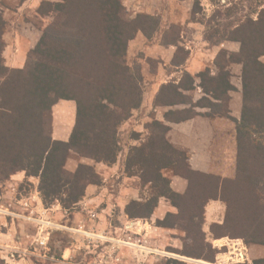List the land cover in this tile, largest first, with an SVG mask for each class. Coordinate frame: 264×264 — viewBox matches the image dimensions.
<instances>
[{"label":"trees","instance_id":"trees-1","mask_svg":"<svg viewBox=\"0 0 264 264\" xmlns=\"http://www.w3.org/2000/svg\"><path fill=\"white\" fill-rule=\"evenodd\" d=\"M49 5L50 25L80 33L79 52L75 54L66 43H51L42 31L24 65L16 68L7 67L2 57L4 20L0 11V177L8 178L16 169L38 176L43 199H58L66 207L82 199L88 185L100 181L94 167L87 164H78L73 172L66 170L69 151L107 165L116 160L118 127L143 100L140 71L125 59L127 44L138 30L151 38L159 29L160 18L130 14L120 0H54ZM201 9V0H193L191 21L203 22L196 20ZM205 25L213 28L205 29L206 41L212 45L221 40L237 41L238 50L219 49L213 59L216 72L211 73L210 67L198 72L204 94L196 101L191 96L193 77L184 71L178 80L160 85L153 105L172 107L163 113L167 121L192 117L195 106L210 108L217 104L220 115L227 116L229 92L234 86L226 67L241 63L242 108L235 132L236 140L245 144L246 172L236 171L233 178H224L191 169L187 151L168 141V126L152 118L145 124L144 138L129 148L124 172L149 184L153 194L145 200H129L124 212L128 218H147L159 198L168 199L177 212L166 213L159 223L168 216L184 218L183 230L191 231L192 243L199 236L187 224H193L197 217L198 232L205 238V205L209 199L218 198L225 203L224 218L210 224L211 236L264 245V191L251 183L264 177V6L256 18L247 15L234 28H219L218 22ZM179 33V26L170 25L162 40L177 45ZM179 52L182 49L177 46L173 57L176 64L183 63L186 56ZM59 99L75 101V121L66 141L51 138L52 105ZM175 105L181 107L173 108ZM168 169L187 180L182 193L172 189L171 175L165 174ZM182 198L186 204L177 201ZM209 247L211 261L218 250ZM166 264L185 263L171 259ZM250 264H264V257L253 258Z\"/></svg>","mask_w":264,"mask_h":264},{"label":"rangeland","instance_id":"rangeland-1","mask_svg":"<svg viewBox=\"0 0 264 264\" xmlns=\"http://www.w3.org/2000/svg\"><path fill=\"white\" fill-rule=\"evenodd\" d=\"M22 1L0 0V11L4 20L1 36L4 42L2 57L7 67L24 65L42 31L46 32L51 43H66L75 54L79 52L82 40L80 33L58 30L50 25L52 16L49 14V3L54 0H29L22 9L17 10L16 4ZM123 1L130 14L146 12L143 6L133 4L134 0ZM192 4L193 0H152L149 4L150 10L147 11L154 14H164L167 11L172 14L189 12V18L182 24L177 21L178 16L172 17L176 21L167 22L168 27L173 24L180 27L178 38L182 52L179 53L184 55L192 49L199 56L204 54L209 59L212 54L211 46L236 51L239 43L221 40L212 45L204 39V32L205 29L211 31L213 28L206 27L205 23L218 22L219 28H234L247 15L256 18L264 6V0H201L202 9L196 14V20L203 19V22H191ZM140 44L136 40H129L125 59L129 65L140 71L144 99L140 107L133 110L131 116L118 127L119 151L115 162L107 165L69 151L64 164L66 170L71 172L80 163L93 166L100 175L99 183L93 184L95 189L85 191L82 199L63 207L58 199H43L38 190V176H28L24 170L16 169L8 178L0 177V264H166L171 259L185 264H250L253 258L264 257V245L245 244L238 238L239 241L236 240L237 244L233 246L236 250L227 246L223 250L224 256L217 258L218 251L209 261L212 257L209 244L212 248L216 247L210 243L211 234L209 226H205V218L202 222L205 238L198 232L197 217L192 220L193 224H187V228L191 229L192 225L197 230L195 236H199L191 243V231L183 230L184 218L168 216L162 224L159 223L166 213L177 212L170 200L163 197L159 198L157 206L147 218H128L125 214V203L121 200H145L153 194L149 184L142 182L137 176L128 177L124 172V161L129 148L144 138L146 122L157 115L151 107V93L162 82L176 81L182 76V72L168 64L164 66L161 75L157 74L161 60L146 56V51H149L146 48L148 43ZM22 55L24 61L19 60L17 63L15 60L21 59ZM261 59L264 61V55ZM207 62L204 61V64H209ZM209 65L215 73L217 69L212 63ZM226 70L229 71V79L234 86L227 105L228 118L223 117L226 120L220 127L212 124L216 133L205 159L209 162L207 169L210 173L233 178L236 171L246 172L245 144L237 141L236 137L233 141V132L228 133L232 130L234 120L238 121L234 117L239 118L242 108L241 63H229ZM171 73V77L166 78ZM73 101H60L54 107L55 122L60 123L66 131L71 129L75 117ZM61 109L64 110L61 112ZM220 110V104H217L205 113L211 117L221 116ZM113 164L115 166L111 167ZM18 174L21 177H14ZM165 174L176 175L169 169ZM251 183L264 191V177L252 179ZM177 201L181 204L187 203L183 198ZM209 210L211 209L205 208V211ZM221 216L222 213L220 218ZM141 220L148 222L146 230L140 226Z\"/></svg>","mask_w":264,"mask_h":264},{"label":"crops","instance_id":"crops-1","mask_svg":"<svg viewBox=\"0 0 264 264\" xmlns=\"http://www.w3.org/2000/svg\"><path fill=\"white\" fill-rule=\"evenodd\" d=\"M28 1L29 0H23L21 3H17L16 4L17 10L22 9L23 5H25ZM150 1H152V0H134L133 4H136L138 6H143L142 8H144V10L146 11L145 13H147V14H152V15H157V16L159 15V18H160L159 29L151 37L153 40H149L151 38H149V39L146 38L140 30H138L135 33L133 39H131V40H136V41L140 42L141 44L148 43L146 48H148L149 51H146V53H145L146 56L154 57V58L161 60V62L159 63L160 66L157 68V74L161 75V71L164 70V66L166 64H168L170 67L171 66L175 67L176 69H178V72L187 71L188 73H190V75L193 77V80H194V82H193L194 89L191 90V96H192V100L196 101L197 99H199L204 94L201 91V88L199 87V77L197 76V74L199 71H201L205 67H210V69H211L212 67L209 65L210 63H212V66H214L213 59H214L216 53L218 52L219 48L216 49L213 46L210 47L211 48L210 50H212V54L210 55L211 58H209V59H206L204 54H201V56H199V54H196V52L192 51V49L190 51L186 50L187 53H186V56L184 58L183 63H181V64L174 63L173 57H174L177 46H179L180 40L178 39L177 45H175L173 43H164L162 40V34L164 32V29L165 28L167 29V27H168V24H167L168 21L169 22L176 21V20H173L172 17L177 18V16H178L179 18L177 21L180 24H182V22L184 23V21L187 18H189V12L188 13H181V14H179V13L178 14H172L169 11H167L164 14H161L160 12L154 14L153 12L147 11V10H150L149 9ZM154 1L156 2L157 0H154ZM177 1H180V0H177ZM121 3L124 6L127 5V4H125V2L123 0H121ZM191 22H194V21H191ZM148 41H150V42H148ZM131 42L132 41H130V43ZM33 44H34V42H33ZM188 53H189V55H188ZM17 54H20V53H17ZM19 60L24 61L23 55H22L21 59L19 58L18 60H15V61H17V63H18ZM204 61H208L209 64L205 65ZM211 73H214V72L212 71ZM171 75H172V73L167 74L166 78L171 77ZM162 83H165V82H162ZM160 85H158L154 89V91L151 93V96H150L151 107L154 109V111L157 112L155 119L162 121L165 125L168 126V130L166 133V137H167L168 141L172 145H174L175 147H178L180 149L187 151V153H188L187 161H188L189 167L191 169L201 171V172H205V173H210V171L207 169L209 162L205 158H206V154L208 157L210 143L212 142V140L215 136V133H216V131H214V128L212 127V124L214 123L216 126L220 127V125L223 124V121L226 120L224 118H228V117L227 116H219V115L211 117L209 114L205 113L206 111H208L209 107L195 106V107H193V109L195 110L196 113L192 117H190L186 120H183V121H179V122L167 121L163 118V113H164V111H166L167 109L172 108V107L153 105V99H154ZM181 90L183 93H186V94L190 93L189 90H186V89H181ZM229 97H231L230 92H229ZM229 100H230V98H229ZM60 101H73V100H71V99H59L56 103H54L52 105L53 116H52V121H51V135H52L53 139L66 141V140H68L69 135L71 133L72 127L74 125L75 117H74L73 125L69 131H66V128H63L60 123H57V121L55 122L56 110L54 107H56V105L60 104V103H58ZM74 105H75V102H74ZM175 107L180 108L181 105H175L173 108H175ZM63 110L64 109H61V112ZM229 115H231V113H229ZM234 119L239 120L240 116H239V118L234 117ZM217 129L219 130V128H217ZM232 132H233V134H232L231 139L233 138V141H234V139L236 137L235 120H234V124L232 125L231 132L228 131V133H232ZM192 142L194 143V145H191ZM113 166H115V165L113 164L111 167H113ZM111 167L109 169H111ZM218 175L224 177L223 174L218 173ZM14 177L19 178V177H21V174L15 175ZM170 179H171L172 189L178 191L179 193H182L185 190V188L187 186V180L184 177H182L180 175H172V176H170ZM113 188H114V186L112 187L111 192H113V190H114ZM93 189H95L93 185H88L86 187L85 191H92ZM114 195H115V193H114ZM120 198H119V200H120ZM129 200L124 199L121 201H123L126 205V203ZM205 208L211 209V210H209V212L208 211L204 212L205 213V216H204L205 226L206 225L210 226V224H212V223L222 222V220L224 218V212H225V203L222 200H220L218 198L217 199H209L205 205ZM218 210L220 212H214V211H218ZM221 213H222V216L220 218ZM99 215H101V214H99ZM135 223L136 222H132V224H135ZM147 225H149L148 222L141 220L140 226L143 227V230H146ZM144 237H146V236H144ZM236 240L239 241L238 238H230L228 236H219V237L211 236V242L210 243L213 244L214 247L219 249L218 250L219 252L217 253V258H221L222 256H224L223 250H225L227 246L229 248H231L234 245H236L237 244ZM234 250H236V249L234 248Z\"/></svg>","mask_w":264,"mask_h":264},{"label":"built area","instance_id":"built-area-1","mask_svg":"<svg viewBox=\"0 0 264 264\" xmlns=\"http://www.w3.org/2000/svg\"><path fill=\"white\" fill-rule=\"evenodd\" d=\"M199 263H202V262H199ZM208 264V263H207ZM212 264V263H211ZM213 264H215V263H213Z\"/></svg>","mask_w":264,"mask_h":264},{"label":"bare ground","instance_id":"bare-ground-1","mask_svg":"<svg viewBox=\"0 0 264 264\" xmlns=\"http://www.w3.org/2000/svg\"><path fill=\"white\" fill-rule=\"evenodd\" d=\"M234 244V243H233ZM240 248V247H239Z\"/></svg>","mask_w":264,"mask_h":264}]
</instances>
